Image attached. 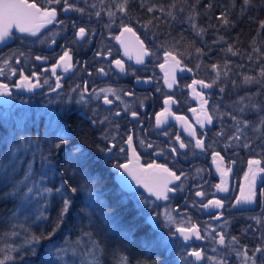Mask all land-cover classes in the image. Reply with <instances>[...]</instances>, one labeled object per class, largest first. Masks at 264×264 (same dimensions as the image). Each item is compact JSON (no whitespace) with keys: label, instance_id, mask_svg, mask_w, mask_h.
Listing matches in <instances>:
<instances>
[{"label":"flooded vegetation","instance_id":"flooded-vegetation-1","mask_svg":"<svg viewBox=\"0 0 264 264\" xmlns=\"http://www.w3.org/2000/svg\"><path fill=\"white\" fill-rule=\"evenodd\" d=\"M34 2L41 8L52 7L48 0ZM56 13L57 22L45 25L36 36L13 29L11 37L0 42V85H8L9 92L0 96L12 101L10 106L0 105V112L13 111L15 132L27 143H46L57 173L65 179L75 175L80 194L84 187L96 195L122 200L156 234L157 249L171 261L176 259L175 264H217L220 260L246 264L245 249L248 256H256V264H264L261 254L254 251L264 248V172L256 174L254 202L236 203L241 190L247 193L249 189L245 180L249 161L260 160V165L252 167L264 169V143L247 147L225 143L217 116L219 98L212 86L202 88L197 83L194 90L193 81H201L195 73L181 62L175 66L168 53L146 43L134 29L150 53L143 63H137L140 47H121L124 28L105 27V21L71 10ZM80 28L85 29L83 38L78 35ZM65 51L72 58L68 71L60 62ZM116 60L125 71H120ZM173 71L175 82L170 88L166 80L172 82ZM25 76L36 85L31 90L21 84ZM105 97L111 103L105 104ZM161 112L165 115L158 125ZM204 112L211 116V123ZM192 131L195 136L190 135ZM62 138L82 149L86 156L82 165L68 162L67 145L56 147ZM198 139L203 141L202 148L196 146ZM181 142L185 147H180ZM121 164H128L140 183L118 167ZM150 164L161 165L180 179L149 168ZM164 180L171 181L167 186L174 190L167 200L150 198L144 191L149 192L145 183L155 191ZM210 200L221 201L223 207L204 208ZM194 226L202 237L199 240L193 236L186 241L175 231ZM220 234L225 245L219 244ZM192 250H202L203 258L196 260L189 254Z\"/></svg>","mask_w":264,"mask_h":264},{"label":"trees","instance_id":"trees-1","mask_svg":"<svg viewBox=\"0 0 264 264\" xmlns=\"http://www.w3.org/2000/svg\"><path fill=\"white\" fill-rule=\"evenodd\" d=\"M121 3L123 0H67L65 4L60 0L51 3V9L64 11L70 6L72 12L105 21V27L134 29L146 43L171 53L212 86L219 98L217 116L225 143H264V28L260 26L264 0H251L247 5L244 0H128L126 12L118 10ZM150 7L154 11H148ZM245 76L254 79L246 83ZM15 142L30 146L36 165L46 163V143L15 139V120L0 117V164L7 160L8 169L7 174L0 171V259L11 257L5 264H52L48 258L52 247L90 243L86 233L99 243L104 264H120L121 256L127 257V264H175L157 249V236L141 216L116 196L98 194L104 202L103 215L94 216L88 225L85 212L79 210L83 194L77 190L63 222L54 226L55 234L49 238L54 228L47 221L54 219L55 208L36 212L28 207L32 198H25L27 187L17 183L23 171L15 169ZM33 234L41 239L30 245Z\"/></svg>","mask_w":264,"mask_h":264},{"label":"snow or ice","instance_id":"snow-or-ice-1","mask_svg":"<svg viewBox=\"0 0 264 264\" xmlns=\"http://www.w3.org/2000/svg\"><path fill=\"white\" fill-rule=\"evenodd\" d=\"M49 3H60V0H48ZM127 3L128 0H123V3H121L118 7L119 11L122 12H126L127 11ZM244 3L250 4L251 0H244ZM65 4H67V0H65ZM70 6H66L64 8V11H68ZM93 7H95V5H93ZM210 7V6H209ZM76 11H83L82 9H75ZM162 10V9H161ZM148 11H154L153 8H149ZM97 16L100 15L99 12L96 13ZM109 17H112L113 13L111 11L108 12ZM168 15H172L171 13H168ZM56 10L55 9H48V8H41L37 5V3L34 2H29V0H0V42H4L6 40V38L11 37L12 34V30L13 28L17 29L20 33H27L30 34L32 36H36L39 29L43 28L45 25L47 24H52L56 21ZM221 20H223L224 24H228L229 21L227 19H225L223 16L220 17ZM261 28H264V21L261 22L260 24ZM195 27V25H194ZM125 32H132V29L129 27H125L124 28ZM201 32L203 30H200ZM79 37L83 38L85 36V29L84 28H80L79 29V33H78ZM133 35H135V33H133ZM119 39V38H117ZM138 39V38H137ZM140 45V55H138L137 57V63H143V57L149 55V51L144 47L143 42L140 41L139 42ZM199 51V50H198ZM228 51H232V48L229 47ZM234 55L236 53H233ZM168 56H171L172 60L175 61V66H178L180 64L179 60H176L175 56H172L171 53H168ZM36 59H41V57H36ZM71 56L69 55L68 51H65L63 53V55L60 57V62L61 64H63L64 67V71H68L71 67ZM167 60V57H166ZM116 66L120 69L121 72L125 71L123 64L121 63L120 60H116L115 61ZM56 67H60V64H57ZM56 67H53L52 72L55 73L56 71ZM161 68H164V65H161ZM183 71V69H181ZM189 71H191V69H188ZM101 71H103L101 69ZM261 76L264 77V69L261 70ZM253 77H249V76H245L244 80L246 83L248 82H252L253 81ZM171 83H169L166 80V83H168V86L171 88L172 87V83L175 82V74L174 71L171 75ZM199 84L202 88H206V87H211L210 84H205L203 81H193V89L195 90V85ZM21 84L25 85L29 90H31L32 88H34L36 85L32 84L29 80L28 77L25 76L23 77V79L21 80ZM108 92H111V89L105 90ZM221 91H223V89H221ZM0 92L4 93V94H9L8 92V85L4 84V85H0ZM197 96H200L199 93H196ZM203 100V97H200ZM104 103L105 104H109L111 103L110 100L107 99V97L104 98ZM169 101L165 100V104H168ZM203 103H207L206 100H203ZM165 112H167V110H165ZM165 112H161L160 116L157 117V124L159 125L161 123V116L165 115ZM117 115H119V113H117ZM133 115L135 116V113H133ZM205 120L208 123H211V116H209L207 114V112L203 113ZM177 119H182V117H177ZM198 122H200L201 124H203V122L199 121L198 118ZM262 126H264V119H262L261 121ZM245 126H247V122H245ZM259 130V129H257ZM190 135L195 136L196 133L195 131H192L190 133ZM127 143L131 146L132 144V137L129 136L127 139ZM67 145V159L68 162L70 164H74V165H82L83 162L86 160V156L83 153L82 149L79 146L76 145H71L68 144L67 138H62L60 140V143H58L56 145L57 148H61L62 146ZM196 146L197 147H203V141L202 140H196ZM246 147L248 145H245ZM180 147L183 148L185 147L184 143L181 142ZM16 151H18V149H16ZM101 151H104L103 149ZM108 151L110 152L111 149H108ZM121 151H123V149H121ZM173 151H175V149H173ZM133 156L138 160L139 157L136 156L135 154V149H133ZM13 158L15 159V156L13 154ZM261 161L260 160H250L249 161V169H248V174L245 175V180L249 182V189L248 192L245 193L243 190H241V195H240V199H238L236 201L237 204H251L254 202L255 200V190H254V186L256 183V174L258 172H264V169L262 168H253L252 165H260ZM118 167H122L126 172H128L129 175H131L133 177V179H136L138 183H140V180L138 179V177L136 176V174L129 169V165L128 164H121L118 165ZM149 168H153V169H159L161 172L166 173L169 177H171L172 179L175 180H179L180 177L176 176V174L174 172H170L167 168H164L161 165H155V164H150L148 166ZM7 160L5 161L4 164H0V171H3L5 174H7ZM143 171H147V169H144ZM32 178V172L30 170H26L23 176V179L21 181H18V185H24L25 183H27L29 180H31ZM171 181L169 180H164L163 182H160L158 187L156 188L155 191H153V188L150 187L147 183L144 184L145 187H147L149 189V192L154 194L157 199H168V193L174 191L173 189L169 188L167 185L168 183H170ZM35 184V181H33V185ZM65 186H67V190H65ZM220 188L221 191H226L227 189L221 186H217ZM43 193L47 194V195H51L52 194V189L50 188H43L42 189ZM58 192H60L61 194V198H62V203H63V207L61 208L60 211V215L58 217V221L56 224V228L59 227V225L63 222V218L64 216L67 215L69 208L72 206V199L71 196L75 195L77 193V188L73 187L71 185L68 184L67 180L63 181L61 187L59 189H57ZM32 195H34V187H28L27 188V192L25 193V198L31 197ZM196 195L198 196H203V192H197ZM204 208H209V207H217V208H222L223 204L221 201L219 200H210L207 203L202 205ZM218 218V217H217ZM169 222H172V218L169 217ZM55 228L53 229V232L49 234V238L51 237V235L55 234ZM176 232L180 233L184 240H189L191 239L193 236H195L196 239H201V235L199 230L194 226L191 229L189 228H184V227H177L175 229ZM85 235L88 236L89 238V245L87 248V256L91 257L90 260L86 261V264H99V260H98V255L97 253L99 251H101L100 246L98 244L97 241L93 240L91 237V233H86ZM41 237L36 236V235H32L31 238L29 239L28 243L30 245H34V244H38L40 242ZM233 243H236L235 238H233L232 240ZM78 244L80 243V241L77 242ZM219 244L220 245H225V237L223 234H220L219 236ZM15 250V249H14ZM34 250V249H33ZM215 251V249H213ZM255 253H260L261 254V258L262 260H264V248H256ZM191 256L195 257L196 260H201L203 258L202 256V250H192L189 253ZM243 256H244V260L247 264L248 261L251 262V264H256V256H248L247 255V250L245 249L243 252ZM11 257H5L4 259H0V264H5V261L7 259H10ZM120 264H127V257L125 256H121L120 258ZM217 264H226L225 261L220 260L217 261Z\"/></svg>","mask_w":264,"mask_h":264},{"label":"rangeland","instance_id":"rangeland-1","mask_svg":"<svg viewBox=\"0 0 264 264\" xmlns=\"http://www.w3.org/2000/svg\"><path fill=\"white\" fill-rule=\"evenodd\" d=\"M12 114L13 111H2L0 112V117L5 121L9 119L15 120ZM17 136L19 135L17 132H15V139ZM48 144L50 145L52 143ZM16 149H18V151H16ZM45 153L46 155L44 161L46 163L42 165L41 162L36 165V158L34 156L32 157L30 146L15 142V169L18 170V172L23 171L22 179L26 170H30L32 172L31 180H29L24 185H20L21 187L27 188L34 187V195L31 196L32 199L29 200L27 205L33 211L36 209V212L46 210L51 211L53 208H55L54 219L50 220L49 222L47 221V226L54 228L58 221L61 208L63 207L61 194L57 191V189L61 187L63 181L65 180H67L68 184H71L73 187H78L79 181L75 175L69 176L67 179H65V177L61 176V174H58L56 171V165H54L51 160L52 156L50 155V148L46 149ZM33 181H35L34 185ZM45 187L52 189L51 195L43 193L42 189ZM65 190H67V186H65ZM82 194L83 195H81L82 200L79 210H83V212H85L86 217L88 218V225H91L93 222L91 218H94V216L96 217L103 215L100 210L104 208V202L101 201L99 196L93 191L87 190L84 187ZM107 221L108 219H106V222ZM88 245L89 242H84V244L79 243L78 247L76 246V248L72 245H64L65 247L56 245L54 248L52 247L50 249L48 258L51 259L52 264H86V261L91 259V257L87 256ZM83 249L86 251L83 252ZM102 253V249L97 253L99 264H104L105 258L103 257ZM173 261L177 262L176 259ZM179 264H183V262Z\"/></svg>","mask_w":264,"mask_h":264},{"label":"water","instance_id":"water-1","mask_svg":"<svg viewBox=\"0 0 264 264\" xmlns=\"http://www.w3.org/2000/svg\"><path fill=\"white\" fill-rule=\"evenodd\" d=\"M13 29L15 30V28H13ZM133 33H135L133 30H132V32H125V31H123V33H122V41H121L120 45L125 50H126V48L129 50V49L134 48L136 46L140 47V45H139V42H140L139 41V37L137 36L136 33H135V35H133ZM0 105L10 106V105H12V101L10 99L8 100V99L2 98L0 96ZM144 191L148 194V196L150 198L159 200V199H157V197L154 194L149 193L146 188H145Z\"/></svg>","mask_w":264,"mask_h":264},{"label":"bare ground","instance_id":"bare-ground-1","mask_svg":"<svg viewBox=\"0 0 264 264\" xmlns=\"http://www.w3.org/2000/svg\"><path fill=\"white\" fill-rule=\"evenodd\" d=\"M106 181V180H105ZM103 183V182H102ZM101 185V184H100ZM96 187V186H95ZM99 187V186H98ZM96 191V190H95ZM98 191V190H97ZM99 191H101V189L99 190Z\"/></svg>","mask_w":264,"mask_h":264}]
</instances>
